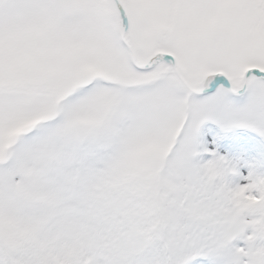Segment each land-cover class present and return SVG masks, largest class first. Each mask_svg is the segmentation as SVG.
I'll use <instances>...</instances> for the list:
<instances>
[{
  "label": "snow or ice",
  "instance_id": "snow-or-ice-1",
  "mask_svg": "<svg viewBox=\"0 0 264 264\" xmlns=\"http://www.w3.org/2000/svg\"><path fill=\"white\" fill-rule=\"evenodd\" d=\"M0 264H264V0H0Z\"/></svg>",
  "mask_w": 264,
  "mask_h": 264
}]
</instances>
